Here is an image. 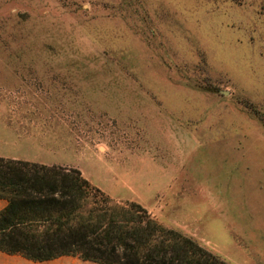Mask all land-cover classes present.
<instances>
[{
  "label": "rangeland",
  "instance_id": "1",
  "mask_svg": "<svg viewBox=\"0 0 264 264\" xmlns=\"http://www.w3.org/2000/svg\"><path fill=\"white\" fill-rule=\"evenodd\" d=\"M0 155L264 264V0H0Z\"/></svg>",
  "mask_w": 264,
  "mask_h": 264
},
{
  "label": "trees",
  "instance_id": "2",
  "mask_svg": "<svg viewBox=\"0 0 264 264\" xmlns=\"http://www.w3.org/2000/svg\"><path fill=\"white\" fill-rule=\"evenodd\" d=\"M0 250L42 261L230 264L140 203H119L79 169L0 155Z\"/></svg>",
  "mask_w": 264,
  "mask_h": 264
},
{
  "label": "crops",
  "instance_id": "3",
  "mask_svg": "<svg viewBox=\"0 0 264 264\" xmlns=\"http://www.w3.org/2000/svg\"><path fill=\"white\" fill-rule=\"evenodd\" d=\"M3 156V155H2ZM6 204V199L0 198V209ZM68 255H60L55 258L36 261L24 257L20 253H7L0 250V264H63V261L70 262ZM64 257V258H63ZM62 259V260H59Z\"/></svg>",
  "mask_w": 264,
  "mask_h": 264
}]
</instances>
